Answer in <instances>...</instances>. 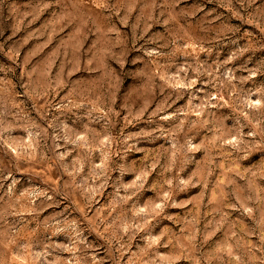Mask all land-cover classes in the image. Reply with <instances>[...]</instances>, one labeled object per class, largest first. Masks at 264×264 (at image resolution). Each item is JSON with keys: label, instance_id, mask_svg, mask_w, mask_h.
Returning <instances> with one entry per match:
<instances>
[{"label": "rangeland", "instance_id": "374dc122", "mask_svg": "<svg viewBox=\"0 0 264 264\" xmlns=\"http://www.w3.org/2000/svg\"><path fill=\"white\" fill-rule=\"evenodd\" d=\"M0 264H264V0H0Z\"/></svg>", "mask_w": 264, "mask_h": 264}]
</instances>
